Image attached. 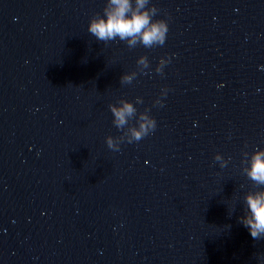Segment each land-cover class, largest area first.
<instances>
[{"label":"water","instance_id":"obj_1","mask_svg":"<svg viewBox=\"0 0 264 264\" xmlns=\"http://www.w3.org/2000/svg\"><path fill=\"white\" fill-rule=\"evenodd\" d=\"M152 7L163 45L98 40L110 0H0V264H264V0Z\"/></svg>","mask_w":264,"mask_h":264},{"label":"clouds","instance_id":"obj_2","mask_svg":"<svg viewBox=\"0 0 264 264\" xmlns=\"http://www.w3.org/2000/svg\"><path fill=\"white\" fill-rule=\"evenodd\" d=\"M148 0H136V8L134 9L130 0H110L111 5L115 8L108 10L105 8L103 16L93 18L89 24L88 31L93 34L100 41H109L119 36L121 40L132 37L129 41L134 44L135 37L139 35L142 42L146 46H151L153 42L163 45L168 31V25L164 20H153L152 17L156 14L157 9L152 7L150 10L140 11L147 4ZM130 13V18L127 15ZM129 78L125 77L124 80ZM122 80V82H124ZM115 116V123L117 127L126 123V115L130 116L134 109L131 104L125 103L122 108H111ZM156 126V121H149L148 125L141 124V129L147 133L148 127L152 130ZM137 139L140 138L141 133H133ZM109 147L112 146L111 138L108 139ZM254 180L264 182V160H261L260 154H257L253 159L252 170L250 172ZM248 204L251 209L253 219H248L246 223L251 226V235L256 237L259 232H264V198L252 196L248 197Z\"/></svg>","mask_w":264,"mask_h":264}]
</instances>
